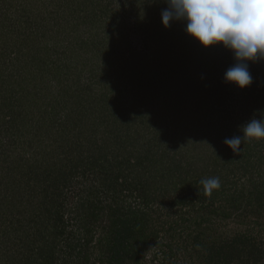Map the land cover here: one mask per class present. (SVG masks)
I'll list each match as a JSON object with an SVG mask.
<instances>
[{
	"label": "rangeland",
	"instance_id": "1",
	"mask_svg": "<svg viewBox=\"0 0 264 264\" xmlns=\"http://www.w3.org/2000/svg\"><path fill=\"white\" fill-rule=\"evenodd\" d=\"M258 1L0 0V264H42L51 244L64 246L59 232L41 247L38 230L53 225L30 220L25 193L13 184L6 164H24L32 139L34 152H41L44 136L50 149L57 145L63 151L68 143L62 157L80 166L82 156L92 154L85 138L104 142L100 129L92 128L95 116L100 111L99 116L114 117L118 109H107L115 104L120 110L147 105L143 122L150 124L139 125L140 137L159 127L170 136L153 147V156L163 163L151 169L152 195L145 209L156 236L140 264H168L169 256L171 264H209L214 262L209 252L217 250L215 259L226 251L223 243L234 247L231 264H264V202L248 193L250 176H240L227 161L234 146L245 145L250 136L264 156L259 127L264 105L239 101L253 88L264 94V46L254 42L260 40L256 30L264 33V0ZM77 100L94 107L85 111L90 125L84 117L83 136L71 131L85 116L78 113L83 102ZM224 121L231 137L218 138ZM82 167L66 195L63 240L85 239L88 228L77 213L95 208L109 176L82 174ZM260 167L256 178L264 173V164ZM184 196L187 203H179ZM87 197L94 207L81 205ZM106 205L95 209L99 215L85 249L88 264H103L98 240L108 228Z\"/></svg>",
	"mask_w": 264,
	"mask_h": 264
},
{
	"label": "trees",
	"instance_id": "2",
	"mask_svg": "<svg viewBox=\"0 0 264 264\" xmlns=\"http://www.w3.org/2000/svg\"><path fill=\"white\" fill-rule=\"evenodd\" d=\"M261 1L259 0L258 2ZM262 10L260 9V11ZM249 23L251 22L248 21L245 23L246 27ZM251 29L252 28L248 30ZM254 34L258 39L260 38V40H254L255 45L258 46L261 44L260 47H263L264 33H260L256 30ZM96 45H98V42H96L94 46L96 47ZM254 91L255 88L251 89L249 93L239 99L243 106L248 105L251 99H255L264 105V94L261 93L259 96L258 94H255ZM65 100L68 103L70 101V99ZM77 101L80 103L83 102L82 100ZM88 103L89 101L86 103L83 102L81 108H79L76 106L75 102H72L77 109L79 108L78 113H84L87 110L91 111L94 108L91 107L92 105L89 106L90 104ZM146 106L147 105H141L136 109L132 107L125 108L123 111L120 110V106L116 104L111 105L107 109L108 112H111L114 109L120 110H117L119 113L113 115L114 117L109 115L99 116V111V114L95 116V121L96 119H99V123L94 121L92 128L97 126L95 128L100 129L98 132H102L101 137L105 143H102L101 141L98 143L95 138H85V140L87 139L86 144H89V148L91 147L90 151H92V154L86 157L82 156L80 159V166L79 164H75L72 158L62 157V154H64V152L66 153L68 150V143L63 144V151L57 150V148H55L57 145L50 149L49 142L44 136L39 140L42 145L41 147L44 148L41 152H34L36 147L33 144L32 139L26 147L30 150L29 155L26 158L21 159L24 164L17 165L18 162L16 165L6 164L9 165V167L4 170L12 174L13 184L17 186L20 191L25 193V195L23 193L21 194L24 195L25 210L31 215L30 220H33L35 223H38L43 227H47V225L49 226L51 223L53 225V229L50 231L47 230L42 232L43 229L41 228L38 230L36 239L43 241L41 247L57 238L59 232L61 235L60 240L64 243V246H61L58 243L51 244L50 249L47 251V255L42 256V264H67L72 259L74 260L73 264H88L89 257L85 249L91 241L93 234H91L90 237H88V235L90 233V228L93 226L99 215V210L96 212L95 209H100L103 204H107L106 207L110 211H108L109 223L108 228L106 225V235L98 240L103 247L99 260L103 264H140L141 259L145 257L144 253L149 248L151 240L156 236V230L151 229L149 226V218L145 209V206H148L150 196L152 195V192L150 191V187L153 186V184H151L152 181H150L153 179L151 169L159 170V166L163 163V159L158 160L159 156H153L154 154H157L153 151V147L160 139L167 141L170 138L168 129L161 127H159L158 132L154 129L150 132L149 136L143 135L140 137L139 125H144L147 122L150 124L149 120L143 122V116L149 112L148 107ZM262 111L264 112V109H262ZM86 113L87 112L84 113L85 116L77 119L76 122L80 121L77 130L71 128V131L79 136H83L81 133H84V117L85 124H89L88 121H86ZM103 117L107 121H105ZM88 119H91L90 115L87 120ZM111 119L113 123L109 121ZM244 119L245 121L247 120L246 116ZM252 119H248L249 123ZM260 120L262 125L259 127L264 131V115L261 116ZM64 121H69V119H64ZM63 122L61 129L65 132L67 124H63ZM153 122H156V120H153ZM110 123L111 127L113 126L116 129H112L109 126ZM160 126L162 125L160 124ZM173 128L175 131L178 129V126H173ZM225 128L226 121H224L221 124V127L216 131L218 138L219 135L231 137L230 132ZM152 132L153 134H151ZM55 141L56 140H52L51 145H54ZM94 144L96 145L94 146ZM237 144L238 145L234 146L237 148L236 152H234L232 158L229 157L227 161L231 162L230 165H232L234 170H238L240 176H250L248 179L250 182L248 193H250L251 196H257L258 201L264 202V196H261L262 194L264 195V173L261 171L262 174L260 173V177L258 178L255 177L254 173L260 172V166L264 164V156L260 153V150H257V147L261 145L258 141L253 142L251 136L246 139L245 145ZM128 147L131 148L128 149ZM124 152L126 154H124ZM23 157L24 156H20V158ZM171 163L173 164V162ZM171 163L166 166L168 170L173 168ZM81 166H83L81 168L82 174H86L90 171L89 173L92 175H101V173L106 171L107 176H109L105 179V182L101 187L102 195L100 198L97 197L95 208H88L87 210L82 209L81 213H77V215H80V220L82 219L88 228L85 239H83V241H76L75 238L72 240H63V234L65 233L64 204L66 202V195L70 189L71 181L73 180L75 172H77ZM141 168H143L144 171L142 174H139ZM145 170H149V173L146 175L144 173ZM233 196V194L229 196L231 197V201L234 200ZM126 197H132L134 201H136L135 204H133L134 201L125 204L123 199ZM188 199L189 197L184 196L179 203L186 204ZM85 203L90 207H94V205L90 203V197H87L86 201L84 200L81 205H84ZM60 227L61 229L58 230ZM53 231L55 232L53 233ZM47 235H51L52 237L47 240H41L45 239ZM68 247H71V249ZM220 247L226 248V251L215 259L214 256L219 255L217 250H215L214 253L209 252V256L214 261L209 262L211 264H231L229 258H232L233 253L231 248L234 247L224 243ZM76 249H78L77 252H75ZM63 253H65L63 258H57L55 256H60V254L62 255ZM167 259L168 264H171L170 256ZM27 262V260H24L23 262L18 260L17 264H27ZM37 264H41V262H37ZM236 264L242 263L239 261L236 262Z\"/></svg>",
	"mask_w": 264,
	"mask_h": 264
}]
</instances>
